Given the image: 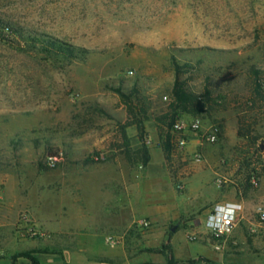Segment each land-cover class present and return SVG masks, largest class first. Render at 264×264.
<instances>
[{"label":"rangeland","instance_id":"obj_1","mask_svg":"<svg viewBox=\"0 0 264 264\" xmlns=\"http://www.w3.org/2000/svg\"><path fill=\"white\" fill-rule=\"evenodd\" d=\"M0 19L23 31L0 28V264H62L67 252L72 264H264V100L246 101L252 70L264 75V0H0ZM27 31L89 53L56 58ZM174 63L190 65L196 92L209 78L213 98L232 92L239 104L182 115L201 122L183 148L144 122L150 161L132 164L116 89H138L155 118ZM126 134L138 149L135 127ZM226 202L242 211L213 240L203 221Z\"/></svg>","mask_w":264,"mask_h":264},{"label":"trees","instance_id":"obj_2","mask_svg":"<svg viewBox=\"0 0 264 264\" xmlns=\"http://www.w3.org/2000/svg\"><path fill=\"white\" fill-rule=\"evenodd\" d=\"M0 28L9 31L10 35H23V31L20 28H17L2 19H0ZM26 35L30 41L36 40L41 42L44 46V51L52 54L56 58L62 57L67 61H72L75 58L84 59L89 53V50H86L85 48L66 44L48 35H38L32 31H27ZM189 67V64L179 65L178 63H174V81L172 88L169 91L170 101L167 110L163 111L155 118H152L148 112L149 104L146 102L148 98L141 97L138 89L134 88L128 94L123 92L121 88L116 89L120 102L126 109V120L120 125V136L122 140V143L120 144V148L122 149L121 154L130 163H139L146 166L150 161L147 147L148 135L145 130L144 122L153 119L161 137L162 126H165L172 131L173 124L178 121L182 115L198 116L208 108L215 109V107H224L225 103L239 104V96L236 94L234 95L232 92L227 94L223 92L222 94H218V98H213V92L209 85V78H206L207 85L205 88L200 92H196L194 88L189 85L188 79L184 77L186 69ZM250 88V92H248L249 96H247L246 101L254 107L258 101L264 100V75L256 69L252 70ZM164 97L167 99L166 95ZM129 127H135L136 129V138L140 144L139 148L136 150L131 149L130 138L126 134V129ZM169 139L171 138L167 135V140L162 142V148L166 160H168V150L170 147ZM59 153L60 152L58 151H52L50 155L58 156ZM98 161L104 160L102 159ZM24 256L29 257L32 264H41L29 254H25ZM169 260L171 261V258ZM62 264L69 263L63 262Z\"/></svg>","mask_w":264,"mask_h":264},{"label":"built area","instance_id":"obj_3","mask_svg":"<svg viewBox=\"0 0 264 264\" xmlns=\"http://www.w3.org/2000/svg\"><path fill=\"white\" fill-rule=\"evenodd\" d=\"M129 75L132 72H128ZM164 99H166L164 97ZM201 129V122L199 119H193L190 122H186L182 119L176 121L172 126V132L176 136V141L179 147L183 148L187 145L186 135L189 133L199 132ZM203 140L209 144H214L218 140V136L215 132L203 134ZM201 154H194L195 160H200ZM60 159V153L58 156H49L46 162L49 166H55ZM242 211V205L239 203L226 202L222 204H216L208 213L203 221V227L206 234L213 240H220L230 236L235 227L236 219ZM257 213L262 221H264V208H257ZM199 221H201L199 219ZM202 223V222H201ZM135 226L139 229L150 228V223L146 220H138L135 222Z\"/></svg>","mask_w":264,"mask_h":264},{"label":"crops","instance_id":"obj_4","mask_svg":"<svg viewBox=\"0 0 264 264\" xmlns=\"http://www.w3.org/2000/svg\"><path fill=\"white\" fill-rule=\"evenodd\" d=\"M146 129H147V127H146ZM147 131H148V130H147ZM150 157H151V155H150ZM150 163H151V162H150ZM148 166H149V165H148ZM203 228H204V227H203ZM77 258H79V256H76V254H74V253H70V252H67V253L64 254V258H63L64 261H62V263H63V262H66V263L72 264V263H70V262H72L73 260H75V259H77ZM46 264H50L49 261H48Z\"/></svg>","mask_w":264,"mask_h":264}]
</instances>
